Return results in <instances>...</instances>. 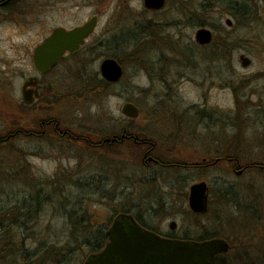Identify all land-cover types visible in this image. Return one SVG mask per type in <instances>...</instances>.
<instances>
[{"label":"rangeland","instance_id":"obj_1","mask_svg":"<svg viewBox=\"0 0 264 264\" xmlns=\"http://www.w3.org/2000/svg\"><path fill=\"white\" fill-rule=\"evenodd\" d=\"M25 1L34 7L26 8L24 17L0 13V135L5 137L15 128L27 133L0 143V155L15 158L12 144L20 147L25 157L20 158L43 178L73 168L79 159L82 178L94 176L92 181L97 182L105 169L106 187L117 183L114 198L105 191L107 200L101 201L99 193L86 186L68 189L92 196L86 202L96 210L98 221L113 216L114 207L122 204L135 203L146 221L165 219L170 210L180 212L177 207L184 191L201 173L185 164H196L203 155L230 154L238 141L239 167L264 161V0H169L165 12L156 15L143 9L142 0L93 1V10L104 15L108 6L105 16L117 18L111 24L119 27L121 40L98 44L107 31L102 18L81 53L40 76L42 93L30 105L21 100L20 86L26 75L35 73L33 48L54 24L72 21L65 19L68 8L60 10L68 1L43 8L37 7V0ZM150 17L167 23L154 28L147 24ZM199 26L212 30V42H196L194 32ZM220 41L228 43L224 54ZM240 53L250 57L248 65H241ZM105 56L118 58L121 76L94 100L80 96L86 79L101 77L99 65ZM125 100L140 107L138 116L121 112ZM46 118L61 119L62 127L80 130L88 145L80 142L59 149L53 135L34 136L39 121ZM122 128L150 143L102 142ZM151 144V154L163 164L141 163ZM232 165L234 161L226 158L203 169L210 191L204 224L219 229L232 244L224 254L230 264H262L264 169L248 167L239 174ZM24 188H10L9 195L22 194ZM225 190L231 193V201L224 197ZM239 194H245L246 202H238ZM53 213L54 206L47 205L40 215L48 220L56 217ZM180 214L177 221L183 219ZM83 258L76 257L77 264Z\"/></svg>","mask_w":264,"mask_h":264},{"label":"trees","instance_id":"obj_2","mask_svg":"<svg viewBox=\"0 0 264 264\" xmlns=\"http://www.w3.org/2000/svg\"><path fill=\"white\" fill-rule=\"evenodd\" d=\"M231 3L234 4V2ZM227 44L226 41H220L222 54L225 53ZM89 79H86V84L79 93H81L80 96L91 98L92 100L98 96L100 97L114 82V80H108L96 75ZM72 96L77 97L76 94ZM26 104L30 105L31 103L24 102V105ZM48 119L52 118H46V120ZM23 132L27 133L23 128L19 130L15 128L13 131L15 134L13 135L12 130H10L5 134V137L0 135V143L5 141L7 143L9 139L21 135V133L23 134ZM41 133L39 130L32 134L36 137H41ZM82 133L80 130L72 129L68 138L72 143L84 142L88 145L89 142L84 140ZM122 133L125 135L121 138ZM116 134L118 140H102V142L132 141L130 139L132 136L140 140L139 135L135 132H130L128 128H122ZM108 137L111 136L109 135ZM139 143L149 144L150 142L140 140ZM238 145H240V141L234 144L235 149L230 154H228V151L223 154H217L220 160L228 159L229 156H236L238 164V157L241 156L240 153L242 152L238 149ZM12 149L14 150L15 158H11L7 153L0 155V264H77L79 258L76 259V257H79V255H84V260L89 253L101 249L107 239L105 229L111 221L112 215L105 221H98L95 214L96 210L93 211L86 202L92 196H80L78 192L76 194L70 193L68 189L73 186H86V188H90L89 190L93 194L99 193L101 201L107 200L106 196L103 195L105 191H108L111 195L110 197L114 198L118 194L117 183L113 187L108 186L111 188L106 187L109 183L104 180L107 175L105 169L102 170L104 173L101 172V180L98 178L97 182L92 181L94 176L91 177L89 175L82 178V162L79 159L72 166L73 168L55 170L43 178V176L39 175L41 173L31 170L25 160L20 158V155L25 158L20 147L12 144ZM151 150L152 144L148 148V153H151ZM16 156L18 157L16 158ZM141 163L147 165L142 160ZM151 163L153 162H149V164ZM160 163L163 164L161 160ZM244 167H254L261 170L264 169V161L254 162ZM25 186L26 188H24ZM10 188H24V193L9 195L8 189ZM4 193L6 195L2 196ZM69 194L73 196L70 197ZM223 194L228 201L232 200L229 191L225 190ZM233 195L235 196L233 198L236 199V195ZM240 195L238 196V202L243 203L239 199L245 201L246 196L245 194ZM47 205L54 206L56 209V213H53L54 216L56 214L55 218L48 220L41 218L40 213ZM56 205H58V212ZM128 208L131 209L134 206L122 204L121 207L115 206L114 211L116 213ZM85 251L87 252L85 253ZM224 254L217 255L211 264H230L228 259H224ZM82 263L83 261L80 260V264Z\"/></svg>","mask_w":264,"mask_h":264},{"label":"water","instance_id":"obj_3","mask_svg":"<svg viewBox=\"0 0 264 264\" xmlns=\"http://www.w3.org/2000/svg\"><path fill=\"white\" fill-rule=\"evenodd\" d=\"M164 0H144L147 6H159ZM225 22L230 25L231 19ZM96 17L72 29L55 27L52 32L38 43L32 51L33 67L40 72L45 71L59 59L65 50H76L84 38L94 29ZM195 39L200 44L212 41V30L200 26L195 31ZM242 66L250 63L249 56L240 53ZM101 76L108 80H116L121 76L122 67L114 59L108 58L100 62ZM38 77L31 74L20 86L21 100L32 103L39 96ZM120 110L126 116H138L140 107L133 101L125 100ZM125 134L122 133L121 137ZM105 137L103 140L108 141ZM117 139L112 135L111 140ZM135 139V137L133 138ZM147 159H154L148 155ZM241 169H238V173ZM207 183L205 180L194 182L189 189V205L195 211L206 208ZM108 240L97 252L89 253L82 264H211L214 256L229 249L228 241L223 237H214L202 241L170 240L158 236L154 232L140 226L131 213L118 212L106 230Z\"/></svg>","mask_w":264,"mask_h":264},{"label":"flooded vegetation","instance_id":"obj_4","mask_svg":"<svg viewBox=\"0 0 264 264\" xmlns=\"http://www.w3.org/2000/svg\"><path fill=\"white\" fill-rule=\"evenodd\" d=\"M61 1H64V0H44V1L37 0V7L43 8V6H45V5H51L52 6V5L57 4L58 2H61ZM65 1H68V5L66 7H63L60 10L63 12V11H65L68 8L69 10L65 14V16H66L65 19H70L72 22L71 23H56V24H54L46 32V34L42 37V39L38 43H40L46 36H48L52 32V30L55 27H57V26H62V27H64L67 30L68 29H72V28H74L76 26H80V25L84 24L85 22H87L93 16L96 17V23H95L94 29L84 38L83 43H81L76 50H74L72 52H70L68 50H65L63 55L59 59H57L54 64L50 65L43 72L37 71L34 68L35 73H33V74H36L37 77H38V85H37V87H38V91H39V96L37 98H35L34 101L36 99H38L40 97L41 93H42V91H41L42 78L40 76L42 74H44L45 72L49 71L59 61H62L63 59H65L67 57L75 56V55L81 53L84 50L85 46L88 45V42H89L91 36L93 35L95 30L97 29L98 24H99V22L101 21L102 18L105 19L107 31L105 32V35H106L105 38L97 40L98 44H105L106 42L109 43L111 41L119 42L121 40V35H122L121 33L122 32L119 30V27L118 26H113L114 24H111L116 17L114 15L110 16L109 14H107L105 16V13H106V10L108 9V6L105 9L104 15H102V13L99 10H97V9L93 10V8H92L93 1H103V0H65ZM168 2H169V0H164L163 3L161 5H159V6H147L144 3V0H142V5L144 7L143 9H146V10H148V11H150V12H152V13H154L156 15L157 13L165 12V9L167 8ZM28 7H31V8L34 7L32 5L31 1L26 2L25 0H0V13H3L6 16L7 15L10 16L11 13L14 12V13H16L17 17H20V18L24 17V16H26L27 12L29 11V10H27ZM87 8L90 9L89 13H85L84 12L85 9H87ZM117 12H118V10H117ZM79 14L81 15V17L79 16ZM116 20H117V18H116ZM180 21H181V19H180ZM165 23H167V22L164 21V19H162V21H158L157 19H153V17H150L149 19H147V24L148 25H154V28H156V26L164 25ZM194 38H195V32H194ZM38 43H36L35 46ZM198 44L199 45H205V43L204 44L198 43ZM31 57H32V53H31ZM108 58H112V59L116 60L121 65V63L119 62L118 58H116L114 56H105L102 60L108 59ZM121 67H122V65H121ZM28 75H31V74H28ZM28 75H26L23 78V80L26 77H28ZM61 121H62L61 119H57V118L48 119V120L42 119L38 123L39 126H40V131L42 132L40 136L43 137V136L53 135L57 139L56 147L58 146L59 149H60V145H68V146L74 145V143H72L69 140V138H68V135H69V133H70V131L72 129H70L68 127H62V122ZM46 131H50V133L47 134V135H44ZM112 135H116V137H117L116 133H113ZM112 135H111V137H112ZM106 137H108V136H106ZM111 137H109L110 138L109 140H111ZM134 137L135 136H132V137H130V139H132V141L135 142V143H139L140 140H138L136 137H135V139H133ZM116 140H118V139H115V141ZM148 155L153 156L151 153H148V150H147L146 153H144L142 155L141 160L144 161L146 164H149V162H153L154 164H161L160 160L157 159V157H155V156H153L154 159H147ZM228 159H229V161H234V165H232V169L236 173H238L237 172L238 169H241L239 174L244 169H246V167H244V166L239 167L240 163L237 164L236 156H233V157L229 156ZM219 160H220V157L217 154L213 155V157H211V158H208L207 156L203 155V156H201L200 162L197 161L196 164H192V165L185 164L184 167H186V168H189V167L195 168L196 171L197 170L201 171V173H199V176H198L197 180L192 179L189 182V184L187 186V190L184 191L185 198L182 199L180 207H177L180 212H178V211L172 212L170 210V212H168V217L167 218H165V219L159 218L158 220H151V221H146L145 218H142L140 216V213L138 212V206H135V203H133L134 208L124 209V210L119 211V212L131 213L133 218H134V220L140 226H142L143 228L154 232L155 234H157L160 237H163V238H166V239H170V240L202 241V240H206V239H210V238H214V237H223V238H225L228 241L229 249L227 251H225V252L217 253L214 256V258L217 255L229 252L232 249V244L230 243V241L225 236L222 235V233H221V231L219 229H217V228H213V229L207 228L205 226V224H204V219H203V216L205 214H207V212H209V209H210L209 180L205 178L204 170L207 167H209V166L215 165ZM201 180H205L206 183H207L206 208L204 210H201V211H195L189 205V189H190V185L192 183L197 182V181H201ZM117 213L118 212L113 214L112 219L114 218V216ZM178 213H181L180 214L181 217L183 216V219H181L180 221H177V219H176ZM187 218H188V220H187ZM112 219H111V221H112ZM111 221L107 225V227L105 229V232H106L107 228L109 227ZM163 222H165V223H163ZM106 235H107V233H106ZM107 240H108V236H107L106 241L104 242V245L107 242ZM95 252H97V251H95ZM263 259H264V257H262L261 258L262 261H260V262H263L262 264H264V260Z\"/></svg>","mask_w":264,"mask_h":264}]
</instances>
